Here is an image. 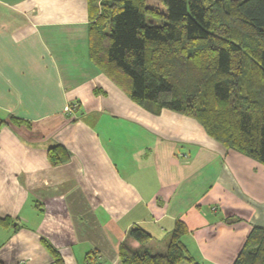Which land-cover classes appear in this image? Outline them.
<instances>
[{
    "label": "crops",
    "instance_id": "0c3cea01",
    "mask_svg": "<svg viewBox=\"0 0 264 264\" xmlns=\"http://www.w3.org/2000/svg\"><path fill=\"white\" fill-rule=\"evenodd\" d=\"M88 23V0H0V216L17 224L0 225V263L53 264L45 238L63 264H122L131 226L166 236L181 219L195 262L232 264L264 227V164L131 102L90 59ZM55 144L69 152L58 165Z\"/></svg>",
    "mask_w": 264,
    "mask_h": 264
},
{
    "label": "trees",
    "instance_id": "16d2710c",
    "mask_svg": "<svg viewBox=\"0 0 264 264\" xmlns=\"http://www.w3.org/2000/svg\"><path fill=\"white\" fill-rule=\"evenodd\" d=\"M160 2L164 10L146 0H88L90 59L137 104L190 116L223 147L264 164V0ZM47 158L58 165L69 152L55 144ZM0 225L17 226L9 216H0ZM186 233L177 219L165 249L153 251V236L133 225L119 245V259L201 264L181 240ZM41 242L53 264H63L57 249ZM232 264H264V227L252 226Z\"/></svg>",
    "mask_w": 264,
    "mask_h": 264
},
{
    "label": "rangeland",
    "instance_id": "374dc122",
    "mask_svg": "<svg viewBox=\"0 0 264 264\" xmlns=\"http://www.w3.org/2000/svg\"><path fill=\"white\" fill-rule=\"evenodd\" d=\"M147 1V3L150 5V6H153L156 10H164L165 9V7L163 6V4L160 2V0H146ZM123 92V91H122ZM124 93V92H123ZM125 95H127L126 93H124ZM127 98L131 101V102H133V103H135V104H137L135 101H133L132 99H130L128 96H127ZM137 105H139V104H137ZM74 106L75 105H70L69 107L70 108H74ZM140 107H142L141 105H139ZM69 108V109H70ZM125 109H126V107H124ZM143 108V107H142ZM121 123H122V125L123 126H125V127H128V128H131V127H134V126H136L135 124H132L130 121H128V120H122L121 121ZM112 127L114 126V125H111ZM119 128H120V126H119ZM139 225V224H138ZM140 226H142V225H140ZM146 227L147 228H149V230L153 233V237H154V241L158 244V246L160 245H162V247L163 248H165V243H167V241H168V237H169V233L166 235V236H164V234H165V231H164V229H163V225L162 224H160V223H158V224H152V223H149V224H147L146 225ZM184 239V238H183ZM181 240H182V238H181ZM153 241V240H152ZM180 264H190L189 262H187V261H182Z\"/></svg>",
    "mask_w": 264,
    "mask_h": 264
}]
</instances>
